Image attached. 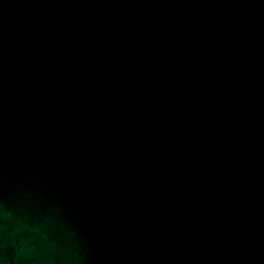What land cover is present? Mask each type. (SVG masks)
Listing matches in <instances>:
<instances>
[{
	"label": "water",
	"instance_id": "obj_1",
	"mask_svg": "<svg viewBox=\"0 0 264 264\" xmlns=\"http://www.w3.org/2000/svg\"><path fill=\"white\" fill-rule=\"evenodd\" d=\"M17 3H19V0H16L14 4ZM12 5V0H0V51L4 50L7 54H10V51L14 52L16 49L13 48L16 45L14 42H5V33L8 26L15 23L17 16H19V14H11L10 8ZM230 8L233 9L231 12L235 14V16H230V21L238 29L247 32L248 36L255 35L260 39V46L254 54L264 50V14L260 10H256V13L253 14L251 12L246 13L247 9L238 11L235 7ZM206 38H209L206 33L192 37V35L190 36L183 31L180 34L171 33L163 36V44L168 47L181 48L178 52L179 57H177L179 60L185 58L186 61L189 53L192 54L190 58L192 69L197 65L200 66L202 62L194 57L192 48H201L200 51L204 53L206 48H210L211 44ZM214 42H216V48L224 49L223 41ZM211 63L222 76L220 83L226 88L227 98L231 101L230 109L232 112L229 118L235 125L232 127L225 124V134L240 137V141L236 137L234 143L227 144L230 159L224 155H215L214 160L221 161L224 167L230 165L234 178L236 176L239 181L236 185L234 183L230 186L229 179L222 186L215 183L206 186L205 183L199 182L195 191L186 193V203L181 209H179V203L174 209H164L162 204L165 200L169 203V199L162 194L163 183L162 181L153 182L150 180V184L154 185V188H150V194L153 196L158 193V197H149L150 205L153 208L150 207L152 210L150 209L147 218H144L149 222V219L152 218L162 217L165 220L166 217V228L171 233V240L163 243L171 248L170 253L173 256L177 253L175 244L178 243L179 226L176 223L177 220H180L181 213L192 212L197 213L198 216L205 215L215 218H220V216L228 213L226 223L240 224L246 221L249 214V197L247 198V194L244 193H248L247 187L251 181L246 180V186L240 175L241 173L245 174L248 159L254 147L264 146V131L255 130L256 127H259V123L264 126V86L243 82L237 69V62H229L223 59ZM17 102L21 103V97ZM70 109L81 110L82 104L77 103ZM120 113L125 115L127 119L128 113L126 111ZM243 116L255 117L259 122L257 121L254 126L241 124L240 127H237L238 119ZM242 127L246 128V133L241 130ZM96 129L103 130L104 128L97 125ZM8 131L9 124L6 134ZM157 145L151 149L149 157L144 163V166L153 172H161V167L165 164V156L162 155L161 145ZM47 147L48 145L39 146L40 154H48L47 156H49L45 160L44 155L39 157L43 161L41 164V167L44 168L42 172L60 174L61 179L66 178L65 182L74 184L73 188H76L84 177L86 168H79V163L73 165L64 162L62 158L52 155L51 151L55 148L45 151ZM68 148V145L60 147L62 152H65ZM2 151L3 148H0V178L3 181V188L0 189V264H128L129 257L127 253L118 254L117 258H108L104 262L94 260L92 246L90 245L91 237L89 238L87 231L80 233L77 227H72L66 223L67 211L74 205H78V203L73 202L71 199H65L68 193L64 192L63 186L61 190L65 197L49 193L50 200L47 201L44 198L42 199L41 195L39 196V203L35 206L37 208L36 219H32L34 214L31 213V206L26 208L27 214L15 206L12 198L30 191L33 176L32 174L25 176L24 168L11 167L6 164V160L19 164V166L23 164L25 159L20 157L19 152L17 156L11 149H4V155ZM97 165L98 171L89 172L86 175V181H84V184L86 183L88 186L85 195L89 206H91L88 208L92 213L90 216L84 217L82 210L79 221L83 224L82 226H87L95 219L96 226L100 230L109 220L95 214L99 207L98 201L103 203L105 200L110 201L120 195L128 197L132 195L131 197L137 200L138 197L133 195L131 189L139 183V180L131 177V167L127 171L124 166L122 168V165L118 163L110 165L105 161H98ZM235 169H238V176ZM178 179L177 175L169 176L166 179L165 188L168 193H173L175 188L179 189L180 180ZM202 187H205V189H202ZM241 187H244L243 193L240 192ZM179 195L181 194L179 193ZM175 199L178 201V195ZM20 213L23 214L19 215ZM119 227L123 230V225ZM127 237H129V233ZM123 242L128 246L127 239H123Z\"/></svg>",
	"mask_w": 264,
	"mask_h": 264
}]
</instances>
